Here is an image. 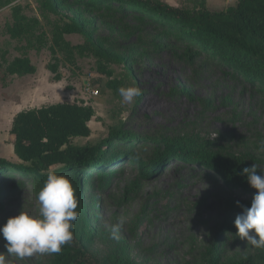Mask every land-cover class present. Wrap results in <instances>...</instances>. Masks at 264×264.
Segmentation results:
<instances>
[{
    "label": "rangeland",
    "instance_id": "374dc122",
    "mask_svg": "<svg viewBox=\"0 0 264 264\" xmlns=\"http://www.w3.org/2000/svg\"><path fill=\"white\" fill-rule=\"evenodd\" d=\"M18 1L28 14H38L35 0ZM227 2L209 0V8L221 10ZM183 4L192 6L193 2ZM61 12L84 21L97 42L127 58L131 71L123 63L109 64L112 78L120 81L113 88L107 83L111 78L98 71L97 58L86 56L78 57L76 65L61 60L62 78L55 80L48 69L51 50H30L36 72L11 76L6 86L0 82L1 159L19 161L10 132L18 112L69 101L85 103L95 110L89 123L91 135L72 138L73 145L98 143L113 128H119L141 137H159L157 142L192 138L219 153L264 168V152L259 151L264 142V93L228 74L209 55L182 57L185 46L158 25L133 16L106 17L83 4L67 5ZM51 18L59 16L51 14ZM11 20V7L1 9L0 49L8 51L9 59L21 55L18 43L6 32ZM67 39L74 44L85 41L81 34L67 35ZM128 86L142 93L131 103L124 102L118 92ZM135 144L134 152L143 154L145 160L156 153V147L164 148L152 142ZM116 148L129 147L119 143ZM127 162L105 177L94 173L84 186V203L78 207L75 223L97 262L126 256L136 264H205L218 252L226 261L247 256L260 260L264 248H255L238 235L226 236L237 216L231 203L244 200L246 195L225 188L213 173L175 159L134 184L138 170ZM22 210L38 215L39 205L33 182L15 177L4 182L0 194V226ZM121 216L126 223L117 243L109 238L107 229ZM5 243L0 236V255L6 264H50L52 260L51 254L18 259L6 252Z\"/></svg>",
    "mask_w": 264,
    "mask_h": 264
},
{
    "label": "trees",
    "instance_id": "16d2710c",
    "mask_svg": "<svg viewBox=\"0 0 264 264\" xmlns=\"http://www.w3.org/2000/svg\"><path fill=\"white\" fill-rule=\"evenodd\" d=\"M184 1H192L193 5L178 6L166 0H35L38 14L30 15L18 0H0V10L11 7L12 20L6 25V32L18 43L17 49L21 51L20 56L9 59L8 51L0 49V82L6 86L13 75L35 73L37 69L28 52L48 47L52 53L48 69L55 80L62 78L59 70L61 60L76 65L78 57L93 56L98 60V71L111 78L107 83L116 88L120 81L112 78L113 70L109 64L123 63L131 71L127 58L97 42L92 33L86 30L84 21L61 12L67 5L83 4L106 17L133 16L141 22L158 25L167 36L174 37L185 46L182 57L209 55L217 60L220 67L226 68L228 74L237 76L264 93V0H235L221 10L210 9L206 0ZM51 14L59 18L52 19ZM70 34H81L85 41L74 44L67 39ZM94 115L92 106L69 101L18 112L10 132L14 153L19 161L10 162L0 158V194L5 181L24 177L33 182L37 198L47 172L52 169L72 180L79 207L84 203V186L94 173L105 177L110 170L115 173L120 169L119 164L128 161L138 170L133 182L137 184L150 172L161 169L165 162L175 159L176 162H190L213 173L225 188L246 195L244 200H237L239 205L237 201L231 203L235 213L242 212L240 205L251 206L257 190L241 175L244 167L251 166L244 159L219 153L192 138L174 137L157 142L159 137H141L119 128H113L109 136L98 143L71 144L74 137L91 135L89 123ZM151 142L156 146L163 144V151L156 147V153L148 160L144 159L143 154L134 152L135 143L145 146V143ZM119 143H127L129 148L117 149ZM72 231L73 241L63 246L60 253L51 254L50 264H136L126 256H114L97 262L87 248L83 235L77 232L75 222ZM229 231L226 236H237L238 229L234 222ZM205 264H264V254L259 261L252 256L226 261L218 252L210 255Z\"/></svg>",
    "mask_w": 264,
    "mask_h": 264
},
{
    "label": "clouds",
    "instance_id": "9594fccd",
    "mask_svg": "<svg viewBox=\"0 0 264 264\" xmlns=\"http://www.w3.org/2000/svg\"><path fill=\"white\" fill-rule=\"evenodd\" d=\"M118 92L127 103L133 102L142 94L134 86L121 87ZM259 151L264 152V142H261ZM241 175L257 191L250 207L240 205L242 212L237 214L234 221L238 229L237 235L255 248H264V168L253 164L244 167ZM37 201L38 215L22 210L18 215L10 216L0 226V236L6 242V252L21 260L34 254L60 253L62 247L74 239L72 229L79 216L76 211L79 200L72 180L49 169L37 194ZM239 203L237 201L238 205ZM125 223L126 218L121 216L118 222L108 227L109 238L118 243ZM0 264H6L3 255H0Z\"/></svg>",
    "mask_w": 264,
    "mask_h": 264
},
{
    "label": "crops",
    "instance_id": "0c3cea01",
    "mask_svg": "<svg viewBox=\"0 0 264 264\" xmlns=\"http://www.w3.org/2000/svg\"><path fill=\"white\" fill-rule=\"evenodd\" d=\"M166 1L169 2V3H171V4H173V5H178L179 6V5H181L182 1H184V0H166ZM206 2H207V6L210 7L209 0H206ZM229 3H230V1L227 2V4L225 5V7L228 6ZM218 10H220V9H218ZM15 76H17V75H13V77H15Z\"/></svg>",
    "mask_w": 264,
    "mask_h": 264
},
{
    "label": "built area",
    "instance_id": "2783aa9c",
    "mask_svg": "<svg viewBox=\"0 0 264 264\" xmlns=\"http://www.w3.org/2000/svg\"><path fill=\"white\" fill-rule=\"evenodd\" d=\"M228 1H232V0H228ZM94 95H98V92H96V91H93L92 92Z\"/></svg>",
    "mask_w": 264,
    "mask_h": 264
}]
</instances>
